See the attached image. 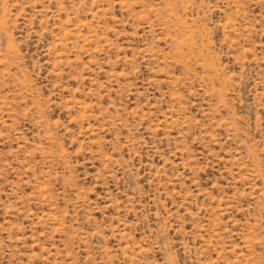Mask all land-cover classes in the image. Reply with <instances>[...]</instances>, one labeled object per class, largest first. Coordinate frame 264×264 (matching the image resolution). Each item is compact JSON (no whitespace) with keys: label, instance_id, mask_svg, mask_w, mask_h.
<instances>
[{"label":"rangeland","instance_id":"rangeland-1","mask_svg":"<svg viewBox=\"0 0 264 264\" xmlns=\"http://www.w3.org/2000/svg\"><path fill=\"white\" fill-rule=\"evenodd\" d=\"M0 264H264V0H0Z\"/></svg>","mask_w":264,"mask_h":264}]
</instances>
